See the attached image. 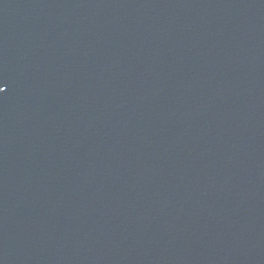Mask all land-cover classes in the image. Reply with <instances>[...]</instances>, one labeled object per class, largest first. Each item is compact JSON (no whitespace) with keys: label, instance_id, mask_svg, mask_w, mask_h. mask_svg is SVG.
<instances>
[{"label":"water","instance_id":"1","mask_svg":"<svg viewBox=\"0 0 264 264\" xmlns=\"http://www.w3.org/2000/svg\"><path fill=\"white\" fill-rule=\"evenodd\" d=\"M0 264H264V0H0Z\"/></svg>","mask_w":264,"mask_h":264},{"label":"snow or ice","instance_id":"2","mask_svg":"<svg viewBox=\"0 0 264 264\" xmlns=\"http://www.w3.org/2000/svg\"><path fill=\"white\" fill-rule=\"evenodd\" d=\"M4 88L3 87H0V93H3L4 92Z\"/></svg>","mask_w":264,"mask_h":264}]
</instances>
